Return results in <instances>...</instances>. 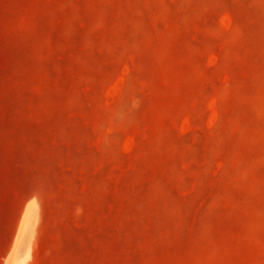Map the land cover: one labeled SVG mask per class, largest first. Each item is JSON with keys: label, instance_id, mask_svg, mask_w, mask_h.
Returning a JSON list of instances; mask_svg holds the SVG:
<instances>
[{"label": "rangeland", "instance_id": "rangeland-1", "mask_svg": "<svg viewBox=\"0 0 264 264\" xmlns=\"http://www.w3.org/2000/svg\"><path fill=\"white\" fill-rule=\"evenodd\" d=\"M0 264H264V0H0Z\"/></svg>", "mask_w": 264, "mask_h": 264}]
</instances>
